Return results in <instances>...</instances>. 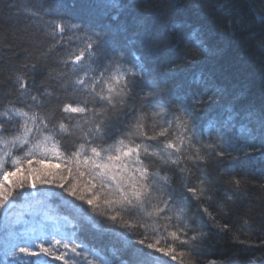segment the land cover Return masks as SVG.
Masks as SVG:
<instances>
[{
	"label": "snow or ice",
	"instance_id": "snow-or-ice-1",
	"mask_svg": "<svg viewBox=\"0 0 264 264\" xmlns=\"http://www.w3.org/2000/svg\"><path fill=\"white\" fill-rule=\"evenodd\" d=\"M166 5L179 0L24 9L48 44L0 87V264H224L205 255L213 238L232 245L228 264H264V229L228 205L264 188L252 178L264 177V95L223 83L238 70L218 62L202 21L178 18L165 42ZM216 9L264 65V0ZM50 197L68 213L51 212Z\"/></svg>",
	"mask_w": 264,
	"mask_h": 264
},
{
	"label": "trees",
	"instance_id": "trees-1",
	"mask_svg": "<svg viewBox=\"0 0 264 264\" xmlns=\"http://www.w3.org/2000/svg\"><path fill=\"white\" fill-rule=\"evenodd\" d=\"M39 3L40 0H0V87L6 84L7 76L25 62L26 56H36L39 50L48 44V38L41 23L30 21L23 14L25 8L36 6ZM17 9H20L18 16L16 15ZM10 17L11 20L17 21L11 28L2 23L8 21ZM181 17L189 21L200 20L211 30L214 45L222 50V55L217 58L218 62L230 63L238 70L223 83L229 88H243L247 99L258 103L264 95V65L260 62L261 53L252 42H248L241 35H233L229 31L226 26L227 21L216 9V0H179L178 9L166 5L157 19L161 38L165 42L171 39L172 23ZM256 30L259 31L258 28ZM166 46L167 43H165ZM161 70L166 71V68ZM46 75V73H37L36 78L40 81ZM48 83L52 88L60 89V85L55 80ZM69 86L68 83L64 85L65 88ZM80 135V131L77 130L76 136L68 139L65 142L66 145L71 147L72 140L80 138ZM256 156H259V152ZM209 172L210 178L215 177L214 169L209 168ZM252 178L257 182L264 179L256 169L252 171ZM223 196L224 189L220 187L217 197ZM23 203L21 201V204ZM49 203L52 205L51 212L53 213L58 210L60 214H67L69 211L59 206L58 198L50 197ZM228 205L233 211V220L238 221L246 215L257 231L264 229V188L257 184L245 195L237 194L233 200L228 201ZM24 210L27 212L28 208L25 207ZM25 218L32 219L30 215ZM3 231V221L0 219V245L3 244ZM231 248L232 245L227 240L213 238L210 246L205 249V255L208 258H222L224 264H228L232 257ZM0 256H2V251H0Z\"/></svg>",
	"mask_w": 264,
	"mask_h": 264
}]
</instances>
